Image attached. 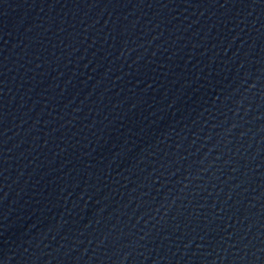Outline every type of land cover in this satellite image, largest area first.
Returning <instances> with one entry per match:
<instances>
[{
    "label": "water",
    "instance_id": "95a60500",
    "mask_svg": "<svg viewBox=\"0 0 264 264\" xmlns=\"http://www.w3.org/2000/svg\"><path fill=\"white\" fill-rule=\"evenodd\" d=\"M0 264H264V0H0Z\"/></svg>",
    "mask_w": 264,
    "mask_h": 264
}]
</instances>
